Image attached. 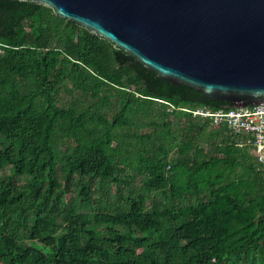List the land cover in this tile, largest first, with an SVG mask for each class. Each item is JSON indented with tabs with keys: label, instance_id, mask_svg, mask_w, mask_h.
I'll list each match as a JSON object with an SVG mask.
<instances>
[{
	"label": "trees",
	"instance_id": "trees-1",
	"mask_svg": "<svg viewBox=\"0 0 264 264\" xmlns=\"http://www.w3.org/2000/svg\"><path fill=\"white\" fill-rule=\"evenodd\" d=\"M201 105L234 106L0 0V264H264V163Z\"/></svg>",
	"mask_w": 264,
	"mask_h": 264
},
{
	"label": "water",
	"instance_id": "water-1",
	"mask_svg": "<svg viewBox=\"0 0 264 264\" xmlns=\"http://www.w3.org/2000/svg\"><path fill=\"white\" fill-rule=\"evenodd\" d=\"M53 8L176 85L264 101V0H30Z\"/></svg>",
	"mask_w": 264,
	"mask_h": 264
},
{
	"label": "built area",
	"instance_id": "built-area-1",
	"mask_svg": "<svg viewBox=\"0 0 264 264\" xmlns=\"http://www.w3.org/2000/svg\"><path fill=\"white\" fill-rule=\"evenodd\" d=\"M184 110L210 120L215 126H227L235 135L237 144L246 148L258 162L264 163V101L218 109L201 105Z\"/></svg>",
	"mask_w": 264,
	"mask_h": 264
},
{
	"label": "rangeland",
	"instance_id": "rangeland-1",
	"mask_svg": "<svg viewBox=\"0 0 264 264\" xmlns=\"http://www.w3.org/2000/svg\"><path fill=\"white\" fill-rule=\"evenodd\" d=\"M137 184H140V182H139V181H137Z\"/></svg>",
	"mask_w": 264,
	"mask_h": 264
}]
</instances>
